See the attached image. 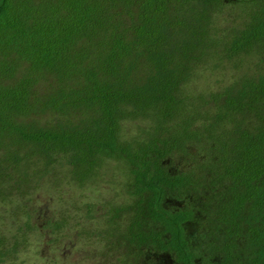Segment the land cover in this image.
I'll return each mask as SVG.
<instances>
[{"label":"trees","instance_id":"obj_1","mask_svg":"<svg viewBox=\"0 0 264 264\" xmlns=\"http://www.w3.org/2000/svg\"><path fill=\"white\" fill-rule=\"evenodd\" d=\"M104 166L103 264H264V0H0V199Z\"/></svg>","mask_w":264,"mask_h":264},{"label":"rangeland","instance_id":"obj_2","mask_svg":"<svg viewBox=\"0 0 264 264\" xmlns=\"http://www.w3.org/2000/svg\"><path fill=\"white\" fill-rule=\"evenodd\" d=\"M15 71H13V75ZM211 79L219 80L211 74L207 76L206 82L212 83ZM197 81L199 84L203 83L204 78L199 77ZM199 84L194 85L198 86ZM41 123L45 122L41 121ZM123 126L126 130L134 129L131 121H125ZM108 163H110L108 166L112 165L111 162ZM54 170H57L56 166ZM104 170L103 179L100 182L98 180L95 187L93 185L76 189L75 185H66L64 182V185L60 187L59 194H62L58 200L54 199L55 196L46 186L24 196L25 198L21 199L24 204L23 211L27 212L28 217H32L31 220L29 219L28 227L24 221L25 215L22 214L19 217V210L15 206V200L18 201V199L13 197L15 198L13 205L8 200L0 199V264H103L104 261H107L105 259L111 257V254L103 255L101 246L93 243L98 238L96 235L90 233L91 237L86 240L87 238L82 232L78 234V230L84 228L86 223H91L92 227L95 223L94 217L101 219L106 212L105 207L102 208V205L95 202L100 198L108 199L115 193L113 190L110 192L98 190L101 186L104 188L105 184L103 183L109 179L116 183L119 176L113 172L111 167H105ZM38 178H40L39 172L32 175L31 181H35L34 184L37 181L55 182L59 187L60 180L58 178H46L45 176L43 179ZM5 181L7 182V180ZM17 181L20 182L22 188L30 183L24 180ZM8 185H12V188L17 187L11 178ZM72 201L76 202L78 210L74 212L69 208L65 212L67 204ZM86 202L94 203L92 209L94 217H89V214L85 212ZM59 203L61 204L59 205ZM64 217L69 219L68 222L64 221ZM55 221L62 222L60 231H55Z\"/></svg>","mask_w":264,"mask_h":264}]
</instances>
